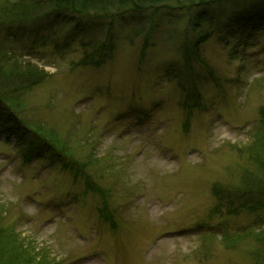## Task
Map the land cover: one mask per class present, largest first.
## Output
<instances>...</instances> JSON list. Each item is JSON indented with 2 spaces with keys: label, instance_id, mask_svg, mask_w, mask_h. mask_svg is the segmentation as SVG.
I'll use <instances>...</instances> for the list:
<instances>
[{
  "label": "rangeland",
  "instance_id": "obj_1",
  "mask_svg": "<svg viewBox=\"0 0 264 264\" xmlns=\"http://www.w3.org/2000/svg\"><path fill=\"white\" fill-rule=\"evenodd\" d=\"M239 3H211L209 25H256L198 46L176 2L131 20L142 36L125 22L112 36L86 20L79 36L83 19H0V39L19 41L12 58L45 73L13 99L27 132L0 129V264H255L243 232L264 231V209L218 206L255 171L245 151L264 111V0ZM109 36L107 59L84 64Z\"/></svg>",
  "mask_w": 264,
  "mask_h": 264
},
{
  "label": "trees",
  "instance_id": "obj_2",
  "mask_svg": "<svg viewBox=\"0 0 264 264\" xmlns=\"http://www.w3.org/2000/svg\"><path fill=\"white\" fill-rule=\"evenodd\" d=\"M12 1V2H10ZM221 0H4V7L0 8V19H4V23L10 27L16 26L25 27V25L36 23L44 17L53 18V22L56 24L62 23H74L79 19L83 21L75 23L77 34L79 36L84 35V23L99 24V21L103 20V25L108 24V30L112 35V28L115 27L118 22L128 23L132 27L131 31H136L135 36H142V30L133 27L132 21L136 17H140L146 10H152L151 20L154 22L156 15L158 14L159 6H167L176 2L177 5L186 6L184 13L188 19V26L199 33V39L196 41L195 46H198L201 42H204L207 37H211L214 33L224 30L231 34L233 28H248L247 25H256L255 20L244 19L241 20V15L235 16L232 20L233 24L226 23L223 27L218 26V20L214 23H210L212 27V34L207 31L205 33L204 27L209 25L208 10L211 3L220 2ZM236 1V0H234ZM244 3L256 2L257 0H238ZM11 4L7 6V3ZM188 5H184V4ZM182 8V7H180ZM263 11V12H262ZM262 17H259L258 21L260 27L264 23V6L260 9ZM184 15V16H185ZM86 18V19H84ZM89 18V19H88ZM93 19V22H92ZM137 19V18H136ZM254 19V18H253ZM56 20V21H55ZM132 20V21H131ZM132 25H131V23ZM106 22V23H105ZM3 23V22H0ZM53 23V25H54ZM84 23V24H83ZM88 25V24H87ZM209 25V27H210ZM217 29L215 31L213 29ZM251 27H249V30ZM244 31V29H240ZM204 31V33H203ZM202 33V34H200ZM45 34V33H44ZM133 34V35H134ZM205 34V36H204ZM113 36V35H112ZM221 38L220 36H217ZM226 39V38H224ZM111 41V37L108 38ZM222 40V39H221ZM113 41V39H112ZM107 42L94 50L96 55H99L100 61L94 62L93 55L86 56V60L82 61L84 64H101L103 63L111 50L115 49L113 42ZM14 41V37H2L0 39V129L5 133H10L12 136H17L19 133L27 132L22 128V122L16 112L11 110L12 105L16 103L13 100L17 92L23 91L35 85H39L45 77V73L41 70H37L34 65L29 62L19 63V61L12 58L14 55L13 49H19V44ZM10 45V46H7ZM20 50V49H19ZM194 56L190 53L185 54V60L188 64L189 73L191 74V60ZM193 92V91H192ZM195 92V91H194ZM196 98L195 95H192ZM10 124L16 126L11 127ZM18 128V129H17ZM19 130L21 132H19ZM257 137L254 143L249 146L246 154L248 160L255 167V171L252 173L250 170H244L240 177L242 193L239 196L229 198L223 192V196L219 197L218 206L221 208L226 207L229 209V213L232 216H238L239 211L249 210L255 213L264 209V111L260 113L259 119L253 128ZM255 135V136H256ZM225 204V205H224ZM229 214V215H230ZM257 233L256 230L244 231L246 234H254L253 238L257 243V250L254 251L252 257L255 264H264V231ZM1 257V253H0Z\"/></svg>",
  "mask_w": 264,
  "mask_h": 264
}]
</instances>
